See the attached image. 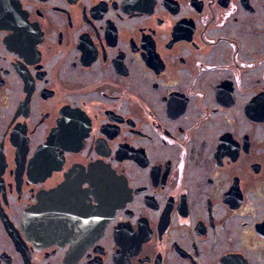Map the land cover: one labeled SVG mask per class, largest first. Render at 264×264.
Masks as SVG:
<instances>
[{
    "label": "flooded vegetation",
    "instance_id": "obj_1",
    "mask_svg": "<svg viewBox=\"0 0 264 264\" xmlns=\"http://www.w3.org/2000/svg\"><path fill=\"white\" fill-rule=\"evenodd\" d=\"M0 264H264V0H0Z\"/></svg>",
    "mask_w": 264,
    "mask_h": 264
}]
</instances>
